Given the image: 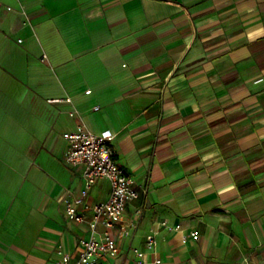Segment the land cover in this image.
<instances>
[{"label":"crops","instance_id":"1","mask_svg":"<svg viewBox=\"0 0 264 264\" xmlns=\"http://www.w3.org/2000/svg\"><path fill=\"white\" fill-rule=\"evenodd\" d=\"M26 101L28 111L0 105V150L17 167L0 178V264L79 260L91 231L64 200L80 194L84 168L67 163L63 135L82 123L115 136L140 194L106 264H135L136 249L147 264H264V0H0V103ZM110 191L101 180L87 202ZM22 196L40 213L57 203L66 224L9 261L18 223L6 216ZM190 231L198 238L184 241Z\"/></svg>","mask_w":264,"mask_h":264},{"label":"built area","instance_id":"2","mask_svg":"<svg viewBox=\"0 0 264 264\" xmlns=\"http://www.w3.org/2000/svg\"><path fill=\"white\" fill-rule=\"evenodd\" d=\"M90 93L91 91H87V94ZM75 113L76 110L71 116ZM63 137L69 143L67 163L72 167L84 168V185L80 194L73 200H64L66 215L68 220L75 224L88 222L91 231L90 239L82 241V253L74 264H106L105 258L116 257L119 253V246L112 231L120 228L121 232H125L123 219L126 207L139 198V190L116 160V153L112 147L115 136L111 132L95 134L82 123L75 131L65 133ZM101 180L108 181L110 185L109 199L104 202L88 203L91 190ZM87 212L91 213L89 221ZM100 226L104 227L103 232L99 231ZM162 226L168 231H182L181 225L171 227L163 222ZM189 237L197 239L198 232H188L183 236V240L187 241ZM146 247L149 250L156 248V240L153 236L148 237ZM134 252L135 264H147L145 252L138 249ZM58 264H70L69 257H64ZM152 264H163V262L156 258Z\"/></svg>","mask_w":264,"mask_h":264},{"label":"rangeland","instance_id":"3","mask_svg":"<svg viewBox=\"0 0 264 264\" xmlns=\"http://www.w3.org/2000/svg\"><path fill=\"white\" fill-rule=\"evenodd\" d=\"M20 106L21 111H28L30 103L29 102H22V103H0L3 106V109L8 110H20L18 107ZM23 122H26L25 125L29 126L31 118H26L24 120L21 119ZM64 129L56 128L54 130V137H58L61 141V145L66 147V142L62 139ZM10 151H3L0 150V178L1 179H9L8 177L14 174L13 170L16 169V165H12L16 160L11 159ZM58 159L61 160L62 163L65 161L64 153L60 152L57 155ZM31 177L27 179L26 187L32 183L30 181ZM10 180V179H9ZM8 181L1 182V185L9 190L11 183ZM9 182V183H7ZM35 193L33 194V196ZM26 197L22 196V199L18 197L16 200L15 208L13 213H7L6 218L9 216L17 217V228L13 230H9L6 245L5 247L7 260H18V257L22 258V256H28L33 251L37 252L39 248L42 246L44 242H53L49 238V227H51L52 222H55L60 225L66 224V218L63 212V209L56 203L54 205L57 208V212L55 215H51L48 211H43V213L39 212L40 208H37L35 205L32 204L33 197L30 200H25ZM17 205V206H16ZM9 255H8V254Z\"/></svg>","mask_w":264,"mask_h":264}]
</instances>
